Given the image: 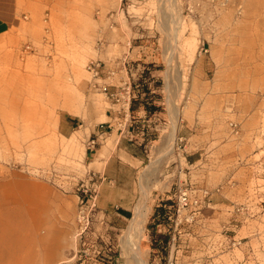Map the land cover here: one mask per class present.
Listing matches in <instances>:
<instances>
[{"label":"rangeland","instance_id":"rangeland-1","mask_svg":"<svg viewBox=\"0 0 264 264\" xmlns=\"http://www.w3.org/2000/svg\"><path fill=\"white\" fill-rule=\"evenodd\" d=\"M17 10V24L0 32V263L16 262L21 251L22 264L76 263L80 239L95 242L103 257L84 264H124L120 240L142 185L146 264H264V225L247 220L234 239L244 242L254 227L259 237L240 245L222 226L240 223L229 217V203L243 206L254 195L252 164L264 160V0H19ZM91 59L101 61L98 79L86 70ZM136 67L165 123L152 131L145 164L119 176L127 189L117 194L129 208L121 220L103 208V179L92 173L101 170L84 162L86 143L78 132L59 133L58 123L73 116L76 129L98 124L104 101L110 107L100 84H128ZM99 128L94 148L109 136ZM182 129L192 133L186 149L203 145L212 159L189 167L190 176ZM112 154L127 161L116 146ZM196 183H205L214 203L203 207L208 200ZM177 185L200 193L191 222L182 218L188 210L176 219Z\"/></svg>","mask_w":264,"mask_h":264},{"label":"crops","instance_id":"crops-1","mask_svg":"<svg viewBox=\"0 0 264 264\" xmlns=\"http://www.w3.org/2000/svg\"><path fill=\"white\" fill-rule=\"evenodd\" d=\"M18 1L19 0H0V32L9 29L10 27L17 24L19 15V12L17 10ZM196 63H198V61ZM145 68L147 70H150L148 69V67ZM154 71L155 70H150V73ZM111 72L112 75L109 76L110 78L115 74L114 70H111ZM133 72L138 77H132L130 81L131 83L128 81L130 83L131 93V101L128 110L121 111L120 103H117L109 98L108 100L110 102V107L107 108V102L104 101V119L96 125L94 124L90 126L89 124H87L85 126H81V129H76V127H78V122L75 121V117L73 116H61L58 123L59 133L63 135H70L73 131L76 133L78 132L76 137H79L81 142L86 143L84 162H96L98 164V169L101 170L99 171L92 169V173L94 175H97V177L99 178L102 177L103 179L99 183L101 190L100 195L104 198L105 201V205H103V208L107 212L108 217L113 216L121 220L127 218L126 215L128 214L129 208L121 203V195L117 194V190L126 191L127 189L126 187H123L125 186V184H121L118 182V180L120 179L119 176H121L122 174L126 176L130 174L131 169H137L138 165L140 166L145 164V161L147 160V146L148 143L152 141V131L157 130L160 125L165 123L163 122L165 120V117L162 116V111L154 107V103L159 104V100L156 101V98L154 99V96L152 97L149 95L152 92V90H148V86L150 84H138L137 82L141 81V83H145L140 79L143 70L136 67ZM152 75L155 76L154 73H152ZM151 81L153 82V79ZM140 85V88L133 90L134 87L137 88ZM145 85H147V87H144ZM188 109L189 107H186V111ZM100 124H102V126ZM99 127L108 128L109 136L105 138L102 145L94 148V144H99L101 132V129ZM180 133L181 139H185V143H181L182 146L180 147V152L183 155L184 163L187 164L188 169L186 173L190 176L191 171L189 167L195 166V164L199 161L210 163L212 159L206 156V148L202 147L203 145L200 146V149L197 150H187V140L190 138L189 136L192 133L184 129H182L179 134ZM107 139H111L112 144L107 146ZM115 146L117 152L121 156L126 158L127 161L123 160L119 155L112 154ZM93 149H95V152L92 151ZM102 149L104 150V154L99 155L97 152ZM231 157L234 156L231 155L230 158ZM256 162L258 161H255L252 164L254 166L253 178L255 180L253 186L254 195L250 197L249 195H247L248 197H245L246 201L242 203L243 206L233 202L229 203L230 206H233V209L227 210V213L231 215L229 217H231L232 220L236 219L240 221V223H232L229 219V222H223L222 224L223 228H225L224 230H226L229 226L231 227L229 230L235 231L236 234H232V236H229L231 238L230 240L234 241V244L237 243L240 245L242 243H251V239H258L259 233H255V231L258 230L257 227H254L255 230L252 231L253 233L245 236L246 240L244 242L241 241L243 237H239L238 240L234 239L237 236V232L242 227L249 226L247 220L257 221L264 225V221L261 220L262 218H264V160L259 163ZM260 164L262 166L259 168ZM195 170H202V167H198ZM256 180H261L263 182L258 183ZM233 185H237V182H234ZM179 186L180 185H177V187ZM194 186L196 188L195 190L198 192L203 191L209 193V191L206 189L207 187L205 183H196V185ZM189 195L190 199L193 200L199 198L200 193L199 195L189 193ZM208 196L209 197L205 196L206 200H208L207 205H204L205 201H203L204 203L202 202L203 207L209 206V204L214 200L212 199V194H209ZM220 200L221 201L217 202L218 205H226L227 201L226 199H224V197H220ZM159 205L161 204L159 203L156 205V207H152V214L154 211L156 212L155 214H159L160 209H157ZM110 207H114L118 210V212L109 210L108 208ZM224 208L225 207L222 208V213L224 212L223 210H225ZM242 209L244 210V212L242 211L243 214H241ZM197 210L198 207L193 211L194 218ZM148 215L146 217V220L148 218ZM154 218H156V215L154 216ZM144 224H146V221ZM225 237L222 239V243H225ZM239 251V249L236 250L237 253Z\"/></svg>","mask_w":264,"mask_h":264},{"label":"built area","instance_id":"built-area-1","mask_svg":"<svg viewBox=\"0 0 264 264\" xmlns=\"http://www.w3.org/2000/svg\"><path fill=\"white\" fill-rule=\"evenodd\" d=\"M87 68L93 72L96 75H99L101 71V61H91L87 65ZM102 90L104 93L112 99L113 101L117 103H121V111H124V109L129 108L130 101H131V93H130V84L125 83L124 85L116 86L113 89L109 88V85H104L102 86ZM102 126V124H100ZM92 180L91 177H87L85 182H82L79 186L81 191L84 193H87L89 189V182ZM92 185V184H91ZM95 192H96V185L94 186L93 183V188L88 196V199H86V204L90 207L95 206ZM177 194H176V219L179 216V213L182 210H188L186 214L182 217L183 220L186 222H191L194 219V214L193 211L195 208L193 207H198L200 204V199H190L189 192L187 191L186 188L179 186L177 188ZM206 196H203V198ZM193 208V209H191ZM178 222H176L177 224ZM80 246L79 248L76 249L75 251V257H76V263L72 262H64V263H59V264H84L85 262H88L89 260H94L96 262L98 261H103V257L101 254L100 249L96 248V243L92 241H81L79 239ZM89 246L93 247L92 249V254L89 252Z\"/></svg>","mask_w":264,"mask_h":264},{"label":"bare ground","instance_id":"bare-ground-1","mask_svg":"<svg viewBox=\"0 0 264 264\" xmlns=\"http://www.w3.org/2000/svg\"><path fill=\"white\" fill-rule=\"evenodd\" d=\"M91 61H99V60L91 59L89 62ZM89 62L86 64L87 72L92 76V78L98 79L99 78L98 75L95 76V74L87 68V65L89 64ZM108 75L111 76L112 72H110ZM101 85L104 86L107 84L101 83L100 86ZM102 86H101V91L104 93V91L102 90ZM105 96L107 99H109V97H107L106 94ZM140 187L142 190L141 191L142 195L140 196L139 200H137V203H135V205L132 208V214L125 228L123 236L120 240L122 249H123V257L125 258L124 264H146L145 260L143 259L141 255L140 240L143 238L144 223H145L146 216L148 213V208H147L148 196L143 186L141 185ZM22 254L24 253H22L21 251L20 256H19L20 259L17 257L18 259H16L17 261L14 263L2 262L0 264H22L24 256H25L24 254L22 257Z\"/></svg>","mask_w":264,"mask_h":264}]
</instances>
